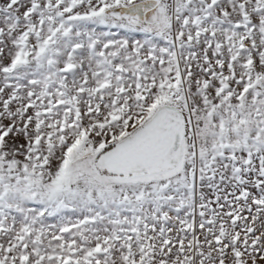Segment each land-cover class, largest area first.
I'll return each mask as SVG.
<instances>
[{"label":"snow or ice","instance_id":"6c2138e0","mask_svg":"<svg viewBox=\"0 0 264 264\" xmlns=\"http://www.w3.org/2000/svg\"><path fill=\"white\" fill-rule=\"evenodd\" d=\"M0 264H264V0H0Z\"/></svg>","mask_w":264,"mask_h":264}]
</instances>
